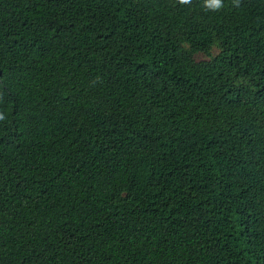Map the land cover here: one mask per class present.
I'll list each match as a JSON object with an SVG mask.
<instances>
[{"label":"trees","instance_id":"trees-1","mask_svg":"<svg viewBox=\"0 0 264 264\" xmlns=\"http://www.w3.org/2000/svg\"><path fill=\"white\" fill-rule=\"evenodd\" d=\"M0 112V264H264V0H0Z\"/></svg>","mask_w":264,"mask_h":264},{"label":"clouds","instance_id":"clouds-1","mask_svg":"<svg viewBox=\"0 0 264 264\" xmlns=\"http://www.w3.org/2000/svg\"><path fill=\"white\" fill-rule=\"evenodd\" d=\"M182 3H187L189 2V0H181ZM206 4L208 7L214 8V9H218L220 7H222V0H205ZM237 4H238V0H237ZM5 119V115L4 113L0 112V120H4Z\"/></svg>","mask_w":264,"mask_h":264},{"label":"rangeland","instance_id":"rangeland-1","mask_svg":"<svg viewBox=\"0 0 264 264\" xmlns=\"http://www.w3.org/2000/svg\"><path fill=\"white\" fill-rule=\"evenodd\" d=\"M217 51H218L217 48L213 47V48L211 49V54H215ZM197 57L200 58V59H201V58L206 59V58H208V55H205V54H203V53H199V54L197 55Z\"/></svg>","mask_w":264,"mask_h":264}]
</instances>
